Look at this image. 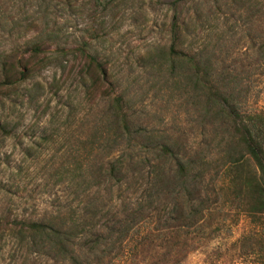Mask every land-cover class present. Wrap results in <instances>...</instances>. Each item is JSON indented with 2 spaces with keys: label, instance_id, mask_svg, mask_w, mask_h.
<instances>
[{
  "label": "rangeland",
  "instance_id": "obj_1",
  "mask_svg": "<svg viewBox=\"0 0 264 264\" xmlns=\"http://www.w3.org/2000/svg\"><path fill=\"white\" fill-rule=\"evenodd\" d=\"M262 1L197 0L200 17L186 41L216 58L223 75L241 79L242 89L251 87L249 106L264 108V16H252ZM172 16L169 0H0V51L27 56L44 39L52 55L15 89L0 91V264H60L30 255L12 229L15 219L74 209L99 165L118 154H109L112 147L151 145L152 159L163 144L206 163L202 184L214 201L203 224L189 230L205 238L181 264L264 262V219L248 215L224 182L231 130L202 110V99L169 67ZM81 47L112 68L135 141L116 130L107 100L84 99L81 58L63 54ZM151 188L145 179L130 195L133 186L116 184L112 195L122 207L129 198L148 201ZM165 252L141 248L136 256L150 263Z\"/></svg>",
  "mask_w": 264,
  "mask_h": 264
},
{
  "label": "trees",
  "instance_id": "obj_2",
  "mask_svg": "<svg viewBox=\"0 0 264 264\" xmlns=\"http://www.w3.org/2000/svg\"><path fill=\"white\" fill-rule=\"evenodd\" d=\"M63 1L74 5L79 0ZM169 3L173 9L169 67L184 77L202 99V110L230 128L235 145H229L226 189L244 204L248 215L264 219V108L249 106L251 87L242 89L241 79L218 71L216 58L195 51L187 43L186 37L200 17L197 0ZM254 6L252 16L262 18L264 1ZM47 45L44 39L32 42L27 56L16 49L0 51V91L15 89L38 71L40 62L51 59ZM259 50V58L264 60V44ZM63 54L81 58L77 74L84 85V99L95 104L107 100L116 130L135 141L125 95L110 65L85 47L63 49ZM1 128L7 132L4 125ZM152 149L151 145L112 147L109 154H118L99 165V178L87 181L86 191L80 194L74 209L63 205L15 219L12 229L16 237L30 255H44L47 263L181 264L200 246L195 243L205 238L199 232L192 235L189 230L203 224L214 203L202 184L206 163H199L168 144L154 149L155 157L151 159ZM145 179L151 190L154 188L149 200L144 197L133 202L129 198L122 207L118 206L112 195L114 186H133L131 195L138 192ZM158 247L166 249L162 259L147 263L136 256L141 248Z\"/></svg>",
  "mask_w": 264,
  "mask_h": 264
}]
</instances>
